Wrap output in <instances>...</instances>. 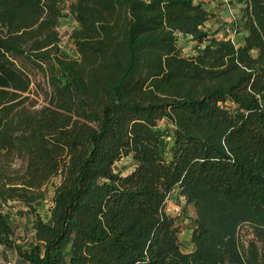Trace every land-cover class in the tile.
<instances>
[{
	"label": "trees",
	"instance_id": "trees-1",
	"mask_svg": "<svg viewBox=\"0 0 264 264\" xmlns=\"http://www.w3.org/2000/svg\"><path fill=\"white\" fill-rule=\"evenodd\" d=\"M243 1L237 42L197 0H69L68 55L62 0H0V245L2 205L59 176L21 264H264V0ZM175 189L197 210L189 252Z\"/></svg>",
	"mask_w": 264,
	"mask_h": 264
},
{
	"label": "rangeland",
	"instance_id": "rangeland-1",
	"mask_svg": "<svg viewBox=\"0 0 264 264\" xmlns=\"http://www.w3.org/2000/svg\"><path fill=\"white\" fill-rule=\"evenodd\" d=\"M205 3L208 9L209 18L204 24V30L210 35L215 33L217 37L230 36L236 38L238 32H233L229 28L234 19L239 18L240 10L244 6L243 0H197ZM63 15L58 23L60 35V48L68 55H73V44L69 38L71 30L76 26V20L68 9L69 0H62ZM227 27L229 31H227ZM179 45L183 53L187 54L194 50L196 41L188 38L179 37ZM157 128L165 131L171 128V125L165 120L157 122ZM168 144L171 138L164 136ZM117 170L128 171L131 169L130 157H123L115 164ZM60 177H52L41 187V196L27 205L18 200H10L2 205V210L8 214V222L11 228V238L14 241V247L0 245V264H21L19 252L27 251L31 246L38 242L34 238L33 222L36 218L43 221L49 219V208L52 203L54 188L59 183ZM168 214L176 217L178 226V241L183 251L189 252L195 248L193 242V219L197 216V210L193 204L185 202L183 195H180L177 189L173 190L168 196L165 204ZM249 238H251L250 228L247 225L238 229V241L240 247H247Z\"/></svg>",
	"mask_w": 264,
	"mask_h": 264
},
{
	"label": "crops",
	"instance_id": "crops-1",
	"mask_svg": "<svg viewBox=\"0 0 264 264\" xmlns=\"http://www.w3.org/2000/svg\"><path fill=\"white\" fill-rule=\"evenodd\" d=\"M201 2V1H200ZM203 4V6L205 7V3L201 2ZM206 8V7H205ZM207 9V8H206ZM208 10V9H207ZM230 37V36H227ZM234 39V38H233ZM242 39V32H238V34L236 35V38L234 39L237 42H240Z\"/></svg>",
	"mask_w": 264,
	"mask_h": 264
},
{
	"label": "built area",
	"instance_id": "built-area-1",
	"mask_svg": "<svg viewBox=\"0 0 264 264\" xmlns=\"http://www.w3.org/2000/svg\"><path fill=\"white\" fill-rule=\"evenodd\" d=\"M226 30H227V31H229V29H228V28H227ZM231 38H232V37H231Z\"/></svg>",
	"mask_w": 264,
	"mask_h": 264
}]
</instances>
